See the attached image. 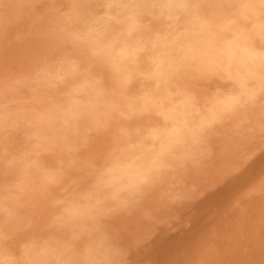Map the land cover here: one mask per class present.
Here are the masks:
<instances>
[{
	"label": "clouds",
	"instance_id": "1",
	"mask_svg": "<svg viewBox=\"0 0 264 264\" xmlns=\"http://www.w3.org/2000/svg\"><path fill=\"white\" fill-rule=\"evenodd\" d=\"M0 264H131L116 222L182 206L226 130L264 132V0H0Z\"/></svg>",
	"mask_w": 264,
	"mask_h": 264
},
{
	"label": "rangeland",
	"instance_id": "2",
	"mask_svg": "<svg viewBox=\"0 0 264 264\" xmlns=\"http://www.w3.org/2000/svg\"><path fill=\"white\" fill-rule=\"evenodd\" d=\"M20 55L22 53L6 48L0 53V63L7 64ZM254 132L239 135L226 130L222 133L215 141L213 161L197 181L196 193L182 206L157 213L150 222L135 215L120 218L116 222L124 244L130 247L131 264H211L213 261L222 264V249L225 245L230 255L240 237L245 238L249 231H254L252 226L256 225V232L263 233L264 190L252 192L248 189L251 184L264 182L261 180L264 177V132Z\"/></svg>",
	"mask_w": 264,
	"mask_h": 264
},
{
	"label": "bare ground",
	"instance_id": "3",
	"mask_svg": "<svg viewBox=\"0 0 264 264\" xmlns=\"http://www.w3.org/2000/svg\"><path fill=\"white\" fill-rule=\"evenodd\" d=\"M258 132V131H257ZM224 133V132H223ZM228 133V132H227ZM253 133H255L253 131ZM254 135V134H253ZM246 136V135H245ZM252 136V135H251ZM225 137V136H224ZM240 137V136H239ZM220 138V137H219ZM233 138V137H232ZM223 139V138H222ZM242 139V137H241ZM245 139V138H244ZM247 139V138H246ZM225 140V139H224ZM235 140V139H234ZM232 141V140H231ZM237 142V141H236ZM217 143V142H216ZM222 143V142H221ZM219 143V144H221ZM227 143V142H226ZM225 143V144H226ZM233 143V141H232ZM229 144V143H228ZM263 144V143H262ZM230 146V145H229ZM233 146V145H232ZM235 147V146H234ZM245 146H243L244 148ZM220 148V147H219ZM218 149V148H217ZM246 149V148H245ZM219 151V150H218ZM252 151V150H251ZM221 152V151H220ZM230 152V151H229ZM249 152V151H248ZM216 153V152H215ZM224 153V152H223ZM241 153V152H240ZM236 154V153H235ZM243 154V153H242ZM245 156V155H244ZM241 157V156H240ZM219 158V157H218ZM226 158V157H225ZM244 158V157H243ZM247 158V157H246ZM263 158V157H262ZM222 159V158H221ZM223 162V161H222ZM264 162V160H263ZM228 163L227 161L225 162V164ZM244 164V163H243ZM227 165V164H226ZM239 165V164H238ZM257 165V164H256ZM222 167V166H221ZM227 167V166H226ZM259 167H262V166H259ZM237 168V167H236ZM231 169V168H230ZM210 173V172H209ZM227 173V172H226ZM212 174V173H211ZM219 174V173H218ZM228 174V173H227ZM226 175V174H225ZM227 176V175H226ZM264 176V175H263ZM217 177V176H216ZM219 177V176H218ZM223 178V177H222ZM251 178V177H250ZM211 179V178H210ZM262 182L264 181V177H262ZM209 181V180H208ZM250 181V180H249ZM248 181V183H249ZM206 185V184H205ZM208 185V184H207ZM206 187V186H204ZM242 188V187H241ZM225 189V188H224ZM248 189L250 191H254V192H261L262 190H264V182L263 183H258V184H251V186L248 187ZM237 192V191H236ZM251 192V193H252ZM229 194V193H228ZM254 194H258V193H254ZM263 195V194H262ZM260 195V196H262ZM226 196V195H225ZM251 196V195H250ZM257 198H260L259 196H257ZM256 199V198H255ZM254 199V200H255ZM236 201V200H235ZM256 201V200H255ZM263 201V199H262ZM264 202V201H263ZM222 204V203H221ZM236 204V203H235ZM219 206V205H218ZM238 206V205H237ZM256 206V204H255ZM242 207V206H241ZM240 207V208H241ZM222 208V207H221ZM255 209V208H254ZM220 210V209H219ZM242 211V210H240ZM256 211V210H255ZM258 211V210H257ZM251 212V211H250ZM252 214V213H251ZM264 214V212H263ZM238 215V214H237ZM255 215V214H254ZM136 216V215H135ZM157 216V215H156ZM261 216V215H260ZM259 216V217H260ZM264 216V215H263ZM262 216V217H263ZM226 217V216H225ZM229 218V217H228ZM159 219V218H158ZM255 219V218H254ZM258 219V218H257ZM135 220V219H134ZM224 221V220H223ZM232 221V220H231ZM259 221V220H258ZM126 222V221H125ZM241 222V221H240ZM252 222V221H250ZM244 223V222H243ZM253 223V222H252ZM255 223V222H254ZM253 223V224H254ZM257 223V222H256ZM231 224V223H229ZM129 225V224H128ZM261 225V224H260ZM133 226V225H132ZM135 226V225H134ZM220 226V225H219ZM241 226V225H240ZM245 226V225H244ZM247 226V225H246ZM256 226V225H255ZM255 226L253 228L254 231H249V234H247L246 232V237L245 238H241L238 240L237 244L234 245V251L232 253L227 254V251L228 248L227 246L225 245V247L222 249V258L221 260H223V263L222 264H264V231L263 233L261 232H256L255 230ZM264 226V225H262ZM118 227V226H117ZM226 227V226H225ZM235 227V226H234ZM142 228V227H140ZM139 228V229H140ZM228 228V227H226ZM152 229V228H151ZM209 229V228H208ZM213 229V228H211ZM217 229V228H216ZM233 229V228H232ZM246 229V228H244ZM228 230V229H227ZM134 231V230H133ZM152 232V231H151ZM224 232V231H223ZM244 232V230H243ZM136 233V232H135ZM220 233V232H219ZM129 234V233H127ZM209 234V233H208ZM130 235V234H129ZM128 235V236H129ZM148 235V234H147ZM194 235V234H193ZM225 235V234H224ZM230 235V234H229ZM126 236V235H125ZM124 236V237H125ZM213 236V235H212ZM222 236V235H221ZM242 236V235H241ZM190 237V236H189ZM192 237V235H191ZM207 238V237H206ZM236 238V236H235ZM176 239V238H175ZM229 239V238H228ZM132 240V239H131ZM149 240V239H148ZM195 240V239H194ZM188 241V240H187ZM201 241V240H200ZM207 241V240H206ZM126 242V241H125ZM135 242V241H134ZM189 242V241H188ZM193 242V241H192ZM220 242V241H219ZM235 242V241H234ZM141 243V241H140ZM191 243V242H190ZM208 243H209V240H208ZM212 243V242H211ZM188 244V243H186ZM207 244V243H206ZM185 245V244H184ZM182 245V248L183 246ZM190 245V244H189ZM216 245V244H215ZM228 245V244H227ZM128 246V245H127ZM187 246V245H186ZM140 247V246H139ZM203 247V246H201ZM210 247V246H209ZM130 248V247H129ZM137 249V248H136ZM139 249V248H138ZM141 249V248H140ZM215 249V248H214ZM161 251V250H160ZM201 251V250H200ZM229 251V250H228ZM232 251V250H231ZM181 252V250H180ZM218 252V251H217ZM136 253V252H135ZM212 253V251H211ZM210 253V254H211ZM229 253V252H228ZM218 255V254H217ZM182 256V255H181ZM196 256V255H195ZM174 257V256H173ZM219 257V256H218ZM163 258V257H162ZM165 258V257H164ZM184 258L186 260V257L184 255ZM146 259V258H145ZM171 259V258H169ZM173 259V258H172ZM201 259H204L203 257ZM207 260V258H206ZM213 260V259H212ZM201 261V260H200ZM161 262V261H160ZM171 262V261H170ZM206 262V261H205ZM180 263V262H179ZM220 263V262H219ZM173 264V263H172ZM209 264V263H208ZM211 264H216L215 261H213Z\"/></svg>",
	"mask_w": 264,
	"mask_h": 264
}]
</instances>
